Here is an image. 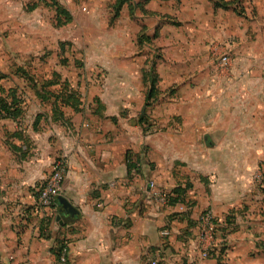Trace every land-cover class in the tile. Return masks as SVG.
Returning <instances> with one entry per match:
<instances>
[{
    "label": "crops",
    "instance_id": "obj_1",
    "mask_svg": "<svg viewBox=\"0 0 264 264\" xmlns=\"http://www.w3.org/2000/svg\"><path fill=\"white\" fill-rule=\"evenodd\" d=\"M45 1L0 0V31L7 13L20 25L43 5L56 26ZM57 1L72 19L44 46L60 52L62 90L80 102L32 86L0 41V86L20 96L24 80L38 102L0 118V264H61L65 237L68 264H264V186L251 184L264 159V0ZM28 43L41 61L43 44ZM153 74L159 92L147 106ZM59 156L62 193L40 207L36 192ZM206 209L219 222L211 258L201 254Z\"/></svg>",
    "mask_w": 264,
    "mask_h": 264
},
{
    "label": "rangeland",
    "instance_id": "obj_2",
    "mask_svg": "<svg viewBox=\"0 0 264 264\" xmlns=\"http://www.w3.org/2000/svg\"><path fill=\"white\" fill-rule=\"evenodd\" d=\"M86 5H89V4L86 3ZM47 6L49 5H46V6L43 5V7L35 11H28L29 13H25V14H23L24 12H22L19 15V18L22 17L20 25H18V22H20V20H17L16 18H14L13 13L11 12L7 13L6 16L8 17V20H7L8 28L4 31H0V41H2V43L4 42L6 47L9 46L7 47L9 48L8 54L9 55L13 54L15 58L18 59L21 66H24L28 72L31 71V74L37 73L35 74V77L33 81L31 82L32 86H33V83L35 82L38 83V81L40 83L43 81L45 82L55 81L56 83L53 86H47V87L54 88V90L56 89L55 91H57L59 87H60L59 89L61 90L64 88V84H63L64 80L62 81L60 77L56 76V74H59L60 70L58 67V63L54 61V59L52 58V55L53 57H55V55L59 56L60 52H58V49L56 47L54 48L52 46L46 47L44 46V44L48 39L49 40L56 39V38L60 39L61 37H64L66 28H63L62 30H60V28L57 27V25L54 26L55 24L52 22L53 13H50L51 10ZM23 17H25V19ZM15 20H17V23L15 22ZM112 21L113 20L111 16L109 23H111ZM33 40L36 41L37 44L38 42L41 43V46L43 44L42 47L40 46L41 50L37 54V59L41 57V61L37 60L36 63H34V60H32L34 57L29 56L31 54L27 55L26 53V50L28 51L30 49H33L32 44L28 43V41H33ZM8 43L12 44V46L15 43V46L12 47L8 45ZM16 43H18V46H16ZM28 44H30L31 46L30 45L28 46ZM53 72H55V74H53ZM27 83L28 82H25L24 80L20 79V87H19V94H21L20 99L26 102L28 101V98H29V101L32 104L36 105L38 104V102L31 96L32 94L30 95L27 92L28 91L27 85L30 84V83L28 84ZM42 84L44 83H41V85ZM23 86L24 88H22ZM49 91L51 90H48L46 88L45 92L47 93ZM46 104L49 105L48 103ZM258 170L259 171L264 170V159H261V161L259 162V167L257 171ZM253 174L251 175V184L252 185L254 184L253 186H256V187H259L260 185L264 186V174L262 176V182L260 183H256L254 181ZM216 222L217 224H219L217 217H216ZM217 224L215 225L218 228L219 225Z\"/></svg>",
    "mask_w": 264,
    "mask_h": 264
},
{
    "label": "built area",
    "instance_id": "obj_3",
    "mask_svg": "<svg viewBox=\"0 0 264 264\" xmlns=\"http://www.w3.org/2000/svg\"><path fill=\"white\" fill-rule=\"evenodd\" d=\"M230 63L229 54H225L220 59V66L222 68H227ZM144 126L147 129L151 128V124L145 123ZM68 172L67 161L64 156H59L55 159L52 170L49 175L46 177L44 182L40 185L36 192V203L40 207H52L58 203L59 197L62 193L63 183ZM264 170L256 171L253 174V179L256 183L262 182V176ZM150 187L153 192V196L156 197L164 204L170 203L169 195L156 191L154 181H150ZM200 227H201V236H202V257L211 258L215 255L216 252V237L218 234V228L215 224L216 217L214 212L211 209H206L202 212L200 216ZM218 225V224H217ZM68 254H69V241L65 237L60 243V252H59V261L61 264H68ZM152 264H158L157 260H154Z\"/></svg>",
    "mask_w": 264,
    "mask_h": 264
},
{
    "label": "trees",
    "instance_id": "obj_4",
    "mask_svg": "<svg viewBox=\"0 0 264 264\" xmlns=\"http://www.w3.org/2000/svg\"><path fill=\"white\" fill-rule=\"evenodd\" d=\"M42 1L43 0H38V2L35 3L34 5H32L31 8H35L36 4H39ZM125 1L126 0H117L116 6L121 7ZM212 1L218 7H227V5H228V2L225 0H212ZM45 4H50L51 6H53L55 8V11H56L55 19H56V25L57 26L65 25L71 21V19H72L71 13L57 0H51V2L45 1ZM16 72H17V74H20L21 77H24L25 80L30 82V83L34 79V77L32 75H30V73L27 71V69L24 66H19L18 69L16 70ZM56 76L60 77L59 74H56ZM5 77H7L6 74L0 73V80L2 78H5ZM152 82H153L152 87H151L150 92L147 96V103H146L147 106L151 105L152 101L154 99H156L158 92H159L158 88H157V82H158L157 75L153 74ZM55 83H56L55 81H48V85H54ZM0 90L2 91V93H4V95H0V118H16V117H18L22 112V107H21L22 101L20 99V96L18 95V89L14 88V89H10L8 92H6V90L2 86H0ZM55 96L57 98L56 100H60V102H62V103L68 102L67 100H65V97H67V99L72 98L75 102H80V99L76 94V91L62 90L58 94H56ZM40 97H42V96L40 95ZM57 106H58V104H57ZM59 117H60V113H59ZM140 121H141V124L149 123V125H150V120H149V117L147 114L142 115ZM59 252H60V247L58 249V256H59Z\"/></svg>",
    "mask_w": 264,
    "mask_h": 264
},
{
    "label": "water",
    "instance_id": "obj_5",
    "mask_svg": "<svg viewBox=\"0 0 264 264\" xmlns=\"http://www.w3.org/2000/svg\"><path fill=\"white\" fill-rule=\"evenodd\" d=\"M63 208L67 209L68 211H70L72 213H74L76 211L69 203H64V207ZM57 219L61 220V216L58 215ZM61 222H62V220H61Z\"/></svg>",
    "mask_w": 264,
    "mask_h": 264
}]
</instances>
